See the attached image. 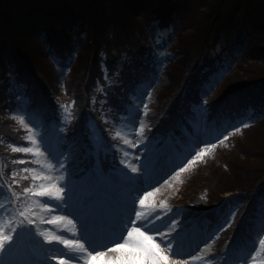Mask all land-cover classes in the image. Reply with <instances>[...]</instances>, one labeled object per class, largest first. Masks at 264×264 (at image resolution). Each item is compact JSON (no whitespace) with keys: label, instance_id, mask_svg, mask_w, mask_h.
<instances>
[{"label":"trees","instance_id":"obj_1","mask_svg":"<svg viewBox=\"0 0 264 264\" xmlns=\"http://www.w3.org/2000/svg\"><path fill=\"white\" fill-rule=\"evenodd\" d=\"M206 3V9L189 32L175 35L173 32L172 38L177 40L175 49L163 55L162 63L171 70V85L164 92L169 116L163 120V126L154 128L160 130L159 143L183 137L186 129L192 130L189 122L194 107L202 103L200 85L211 79L237 48L225 43L237 42L245 35L250 42L242 44V53L248 58L254 51L252 46L261 45L260 55L254 59L259 62L226 77L214 100L204 108L214 132L228 117L232 119L254 110L253 127L241 135L260 144L259 139H264L261 138L264 135L261 132L264 126V0H207ZM177 5L178 0L152 3L148 0H0V113L21 108L19 98L27 97L24 100L30 101L34 109L28 111L36 110L38 120L51 122L47 128L53 134L60 126L59 132L62 129L64 132L61 143L68 148L78 147L80 155L92 120L104 129V140L112 143L114 140L108 136L102 116L118 125L131 110L128 94L162 60L159 52L166 50L167 43L156 40L157 29L171 27ZM240 21L249 28L243 32L236 30ZM75 52L77 56L71 64ZM56 62L64 68L71 67V79L65 85L62 100ZM16 130L0 119V179L6 185H13L19 196L15 200L23 207V190L32 181L21 173L24 168L36 166L27 163L23 154L13 151L14 147L28 144L26 130ZM245 139L237 136L224 141L228 152L220 148L211 159H204L190 174L186 189L180 195L187 208L185 216H196L195 212L197 216H204L200 212L212 211L207 216L218 222L228 208L238 209L231 226L217 241L219 256L229 255L253 241L257 226L264 220V140L262 149L258 150L250 147ZM20 160L25 163H19ZM115 160L108 161V167L115 166ZM244 160H254L256 164L250 166ZM87 163H83L86 170L94 169ZM76 175L82 174L76 172ZM236 192L241 194L230 199L223 197ZM260 256L264 263V246Z\"/></svg>","mask_w":264,"mask_h":264},{"label":"rangeland","instance_id":"obj_2","mask_svg":"<svg viewBox=\"0 0 264 264\" xmlns=\"http://www.w3.org/2000/svg\"><path fill=\"white\" fill-rule=\"evenodd\" d=\"M206 1L178 0L174 15L176 19L171 23V27L157 29L156 40L160 43L166 42L167 47L163 52H159L162 60H159L155 68H150L146 79L137 84L133 93L128 94L132 101L131 110L123 116L118 125L114 120L102 116V123L108 136H112L114 140L112 143L104 140V129L102 131L98 123L92 120L88 126V134H85L88 140L81 146L84 152L80 155L78 147L68 148L61 143L64 132L63 129L59 132L60 126L57 133L53 134V130L47 128L51 122L38 120L36 110L28 111L32 104L24 100L27 97L19 98L21 108L0 113V119L6 121L11 130H26L25 139L28 144L22 147L32 148L33 151L18 153L28 159L27 163L36 166L31 169L33 171L21 173L24 178L32 181L28 188L43 185L54 191L52 186L55 185L64 189L59 196L37 197L31 193H24L25 200L21 201L23 207H20L12 191L6 187L4 180L0 179V183L5 185L0 187V229L12 236V241L0 251V264L10 263V253L15 250L17 244L24 247L27 251L24 255L32 264H107L108 260L119 255L109 251L115 247V244L109 241L117 240L123 243L119 234L121 230L115 228L113 223H109V219H113L112 214L115 213L124 219L126 223L123 224L127 225L129 213L133 209L141 213L140 220L136 222L144 225L142 231H147L148 235L154 237L156 243L161 244L170 260L181 261L182 264H264L260 256L262 245L259 243L260 240H264V220L257 226L259 229L253 241L247 242L241 249L230 252L229 255L219 256L217 241L222 232L226 231V224L231 225L234 221L238 209L228 208L225 216L218 222L207 216L212 211L200 212H204V216L202 214L197 216L198 212H195L196 216H185L184 211L187 208L184 207L180 196L186 189L190 174L203 163L204 159H211L217 149L225 151L227 146L223 143L231 137L239 136L245 139L241 132L253 127L255 114L254 110H250L249 113L235 115L232 119L228 117L214 132V128H210L212 123L209 122L210 117L204 106L214 100L226 77L235 73L237 69L245 70L259 62L254 59L259 57L258 49L261 45L252 46L254 51L246 58L241 47L250 40H246L245 35L237 42L225 43L228 47L237 48L227 56L225 64L223 66L221 64L222 68L205 84L200 85V89L198 87L202 103L194 107L192 121L189 122L192 130L186 129L183 137L159 143L160 130L154 129L159 128V125L163 126V120L169 116L164 105L166 102L164 92L171 85V70L162 62L166 52L175 49L174 44L177 40L172 38V34L187 30L189 32L195 20L206 9ZM140 18L139 14L138 19ZM247 28L249 26H244L240 21L236 30L243 32ZM147 40L150 43V39ZM76 56L77 52L74 53L73 59H70V63H73ZM56 66L60 74L62 100L65 98V85L71 79L69 76L71 67L64 68L58 62ZM153 123L155 126H152ZM261 132L264 134V126ZM257 136L261 135L257 133ZM261 138H264V135ZM245 140L250 147L262 149L261 142L264 139H259L260 144L253 142L250 137ZM207 145L215 146L206 147ZM37 147L39 152L35 151ZM199 152L204 154L195 158ZM114 158L116 165L108 167V161ZM194 158L195 162L189 164L188 161ZM84 161H88V167L91 164L94 169L86 170ZM244 163L250 166L256 164L254 160H244ZM49 164L52 165L51 169L48 167ZM129 165L135 166L138 171L133 173ZM104 167H107V170L100 174ZM76 172L82 175L75 176ZM34 175L44 178L33 180ZM254 177L251 176L253 179ZM239 194L241 193H227L223 197L230 199ZM141 200L144 201L143 204L140 203ZM114 204L118 207L115 208ZM72 215L79 216L84 221L83 224L76 223ZM132 218L135 219L134 213ZM188 220L189 223L186 224ZM46 236L49 239H46ZM55 236L69 243L63 244L50 239ZM124 237L126 238V232ZM92 240H95V243L90 246L89 241ZM77 242L83 245V248H79ZM169 243L172 252H178L179 256H173L172 252H168L166 245ZM102 244H107L108 247H101ZM92 248L104 252L105 255L87 260L88 251Z\"/></svg>","mask_w":264,"mask_h":264},{"label":"snow or ice","instance_id":"obj_3","mask_svg":"<svg viewBox=\"0 0 264 264\" xmlns=\"http://www.w3.org/2000/svg\"><path fill=\"white\" fill-rule=\"evenodd\" d=\"M145 107H147V105H145ZM20 119H21V123H23V117H21ZM117 135L119 134L117 133ZM29 139H31V137H29ZM225 139H227L226 136ZM214 146L215 145H207L206 147H214ZM13 151L28 153V152H32L33 149L29 147H14ZM35 151L39 152V147H37ZM203 154H204L203 152L196 153L195 158H199ZM195 158L193 160L188 161V163L189 164L194 163ZM19 163L23 164L25 162L23 160H20ZM48 167L49 169H51L52 165L49 164ZM129 167L131 168V171L133 173H136L138 171V169L135 166L129 165ZM181 170L183 171L184 169L181 168ZM23 171L28 172L33 170L24 168ZM13 175L15 176L16 174L13 173ZM42 178L44 177L39 175H34L32 177L33 180L42 179ZM130 179H135V177H130ZM0 187H5V185L3 183H0ZM6 187L12 191L13 196H16L17 199H19L18 194L16 193V191L13 190L12 184H8L6 185ZM52 188L54 189V191L45 188L43 185L40 186L33 185V187L31 188H24L23 192L31 193L33 196H37V197H44L46 195L59 196V194L64 191L62 187H56L55 185H53ZM140 203L143 204L144 201L141 200ZM132 213H134L135 219L132 218ZM21 215L23 216L24 213H21ZM140 218H141V213L136 212L135 209H133L132 212L129 213V220L127 225L121 223L120 228L122 229V231L120 232V239L123 240V243H120L117 240L109 241V243L115 244V247L110 248L109 251L119 253V255L113 257L111 260H108L107 264H182L181 261L170 260L169 256L166 254L164 249L161 248V244L156 243L154 237L148 235L147 231H142V227H144V225L138 224L136 222L140 220ZM226 226L230 227L231 225L226 224ZM124 232H126V238L124 237ZM46 239H49V237L46 236ZM50 239L58 240L63 244L69 243L67 240H63L59 236L51 237ZM105 239H107V237H105ZM11 241H12V236L5 234V232L2 229H0V251H3L5 245L10 243ZM92 243H95V240L89 241L90 246ZM259 243L262 246H264V240H260ZM100 246L108 247L107 244H102ZM78 247L83 248V245H80L78 243ZM166 247L168 252H172L170 243L166 245ZM93 253H95V255H93ZM104 255H105L104 252L92 248L90 251H88V255L86 259L94 260ZM172 255L179 256L180 254L178 252H172ZM193 259H198V258L193 257Z\"/></svg>","mask_w":264,"mask_h":264},{"label":"bare ground","instance_id":"obj_4","mask_svg":"<svg viewBox=\"0 0 264 264\" xmlns=\"http://www.w3.org/2000/svg\"><path fill=\"white\" fill-rule=\"evenodd\" d=\"M230 194H232V193H230ZM114 207L116 208L118 206L114 204ZM86 211H88V209ZM72 217L76 221V223H79V225L83 224L84 221H82L79 216L72 215ZM109 223H112L111 219H109ZM81 234H82V232H81ZM83 239L86 240V238H83ZM101 249L105 250V248H101ZM10 254H11V257L9 260H11L12 263L10 262V263H6V264H32L30 259H28L24 255V254H27V251L24 249V247L22 248L19 244H17V246L15 247V250H13Z\"/></svg>","mask_w":264,"mask_h":264}]
</instances>
